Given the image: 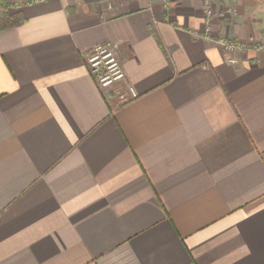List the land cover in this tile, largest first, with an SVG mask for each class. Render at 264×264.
Wrapping results in <instances>:
<instances>
[{"label":"crops","instance_id":"obj_1","mask_svg":"<svg viewBox=\"0 0 264 264\" xmlns=\"http://www.w3.org/2000/svg\"><path fill=\"white\" fill-rule=\"evenodd\" d=\"M3 1L0 264H264V0Z\"/></svg>","mask_w":264,"mask_h":264},{"label":"built area","instance_id":"obj_2","mask_svg":"<svg viewBox=\"0 0 264 264\" xmlns=\"http://www.w3.org/2000/svg\"><path fill=\"white\" fill-rule=\"evenodd\" d=\"M162 2L167 8L170 0H162ZM206 3L208 6V15L211 16L210 0H207ZM218 43L224 49L228 61L232 64L239 61V53L251 48L246 44L232 39H219ZM119 48V43L106 41L94 46L85 54L90 74L97 84L106 91L126 78L123 63L118 54ZM254 49L264 52V45H255ZM131 91L133 96H137L133 89Z\"/></svg>","mask_w":264,"mask_h":264},{"label":"trees","instance_id":"obj_3","mask_svg":"<svg viewBox=\"0 0 264 264\" xmlns=\"http://www.w3.org/2000/svg\"><path fill=\"white\" fill-rule=\"evenodd\" d=\"M0 8L4 9V13L0 16V31L17 27L24 23L25 19L18 11H11L10 6L3 0H0Z\"/></svg>","mask_w":264,"mask_h":264},{"label":"rangeland","instance_id":"obj_4","mask_svg":"<svg viewBox=\"0 0 264 264\" xmlns=\"http://www.w3.org/2000/svg\"><path fill=\"white\" fill-rule=\"evenodd\" d=\"M229 1H232L233 2L234 0H229ZM229 6H230V3H229Z\"/></svg>","mask_w":264,"mask_h":264}]
</instances>
